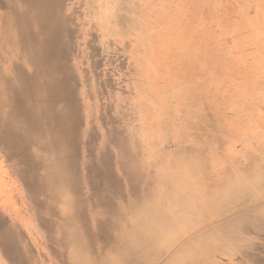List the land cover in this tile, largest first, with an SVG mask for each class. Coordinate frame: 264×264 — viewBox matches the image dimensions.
<instances>
[{
	"label": "rangeland",
	"instance_id": "rangeland-1",
	"mask_svg": "<svg viewBox=\"0 0 264 264\" xmlns=\"http://www.w3.org/2000/svg\"><path fill=\"white\" fill-rule=\"evenodd\" d=\"M62 10L81 116L98 135L113 128L132 138L136 203L169 200L174 209L138 264H264V0H65ZM3 149L0 173L16 176L30 221L24 166ZM7 178L0 175V204L18 216ZM0 223L8 244L0 264L78 259L39 226L23 229L1 213ZM93 247L99 253L85 257L104 264L108 246Z\"/></svg>",
	"mask_w": 264,
	"mask_h": 264
},
{
	"label": "bare ground",
	"instance_id": "bare-ground-1",
	"mask_svg": "<svg viewBox=\"0 0 264 264\" xmlns=\"http://www.w3.org/2000/svg\"><path fill=\"white\" fill-rule=\"evenodd\" d=\"M64 2L0 0V143L24 166L22 186L31 192L36 206L27 226L45 229V234L54 235L56 245L71 246L78 253L71 264L93 263L94 255L87 260L84 253L91 250L98 254L94 244L108 246L110 254L99 256L104 264H113L112 255H120L126 264H138L141 252L151 250L153 237L169 225L174 209L169 200L166 204H137L140 193L130 166L135 155L129 149L134 144L132 138L113 128L98 135L91 130L87 116H81L69 59L71 30L69 16L62 10ZM97 144L100 147L95 150ZM5 172L0 173L4 179ZM10 177L6 184L13 186V197L17 198L18 189L23 195V189H15V177ZM154 198L165 199L159 194ZM19 202L16 212L23 222V196ZM124 210L129 222L124 220ZM38 219L41 225L36 223ZM1 225L0 247L6 249V232ZM127 228L136 233L134 243L127 240ZM14 258L11 254L9 261Z\"/></svg>",
	"mask_w": 264,
	"mask_h": 264
},
{
	"label": "crops",
	"instance_id": "crops-1",
	"mask_svg": "<svg viewBox=\"0 0 264 264\" xmlns=\"http://www.w3.org/2000/svg\"><path fill=\"white\" fill-rule=\"evenodd\" d=\"M8 174H9V176H13V177H15V181H16V186H15V189L16 188H19V185H18V183H17V178H16V176H14L13 174H11L9 171H8ZM11 178V177H10ZM11 178V179H12ZM13 180V181H14ZM14 181V182H15ZM21 189V188H20ZM17 191H19V189L18 190H15V196L17 197V199L19 200V198L21 197V194H18L17 193ZM19 193H20V191H19ZM18 194V195H17ZM2 208V209H1ZM0 213L2 214V215H4L7 219H9L10 221H11V223L12 224H15V225H19V226H21L22 228L24 227L25 229L28 227L27 226V222H28V216H27V213L26 212H21L22 214H23V216H25L24 217V221L23 222H21V220L18 218V216L14 213V212H12V211H10V212H8V211H6L1 205H0ZM20 221V222H19ZM1 222H2V219H1ZM25 225V226H24Z\"/></svg>",
	"mask_w": 264,
	"mask_h": 264
}]
</instances>
